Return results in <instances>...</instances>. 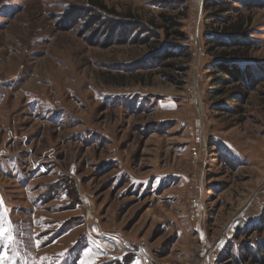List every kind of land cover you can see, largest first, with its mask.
Here are the masks:
<instances>
[{
    "label": "rangeland",
    "instance_id": "1",
    "mask_svg": "<svg viewBox=\"0 0 264 264\" xmlns=\"http://www.w3.org/2000/svg\"><path fill=\"white\" fill-rule=\"evenodd\" d=\"M240 1L0 0V264H189L200 239L233 264L264 240L236 230L264 214V0ZM226 4L231 22L210 18ZM238 25L246 46L213 45ZM231 50L249 75L221 83Z\"/></svg>",
    "mask_w": 264,
    "mask_h": 264
},
{
    "label": "trees",
    "instance_id": "2",
    "mask_svg": "<svg viewBox=\"0 0 264 264\" xmlns=\"http://www.w3.org/2000/svg\"><path fill=\"white\" fill-rule=\"evenodd\" d=\"M234 3H239V4H243L240 0H233ZM229 5V4H226ZM206 6V4H205ZM240 10L237 8H234L232 6H227L224 8L219 7V9L216 11V14L212 15L210 18L211 19H216L221 23H229L231 22V18L233 13H238ZM223 34L220 37H215L213 42V45L219 46L221 45V43H225L224 46L228 47V48H238V46H246L243 45L244 42H246L247 37L249 36L246 33V30L242 29L241 25H238L236 27L235 30L233 31H229V32H224L221 33ZM226 35V36H224ZM208 38V37H207ZM210 40V39H209ZM167 50V48L165 46H161V52L165 53V51ZM175 50H177L178 52H186L187 48H181V47H176L175 46ZM236 51V50H235ZM235 51H228V52H222L220 55H218L217 57H215V60L212 62L211 64V69L213 70V72L219 74L221 77L218 79L221 83H229V82H237L240 83V81H242V76H246L249 75L246 72V67L249 65L248 63L245 62V60H243L242 56L240 57H236L235 56ZM170 53V52H168ZM182 54V53H181ZM180 54V55H181ZM170 55V54H168ZM169 57V56H168ZM164 68H168L171 67L170 64H165L163 66ZM249 67V66H248ZM253 83H252V87H253ZM121 97H117V98H107L104 102L106 105L108 106H130L133 107V105L135 106L134 102L137 103L135 100L134 101H127V100H119ZM243 98V97H242ZM132 109V108H131ZM224 158L228 161H232L234 163H237V160H234L233 158L229 157V156H224ZM5 164H2L3 169L8 172L11 173L12 175H14V178L16 181L23 183V175L20 171V169L16 163L15 160H8L7 162H2ZM5 172V173H6ZM0 207L2 209L5 208L2 207V205H0ZM11 211V209H9ZM3 228H5V224H2ZM7 229L5 230V234L11 237V240H14V231L12 230V227L10 225V223L7 222ZM237 230V235H240L241 233H244V235H246L247 233H251L254 231H257L258 233H264V214L262 216V218L259 220V222H255L250 224L249 226H246L245 228H242L240 226V228L236 229ZM9 231V232H8ZM241 236V235H240ZM235 237V236H234ZM237 237V236H236ZM3 239H0V244L2 243ZM245 244L243 246H239L238 250V254L232 256L233 257V264H246V263H251V264H264V240L260 239V240H255L253 242H244ZM229 243H227L222 252H220L221 254H223L228 248H229ZM220 254V255H221ZM3 255V252L1 253V249H0V257ZM11 261H15V259L11 260ZM113 261H109L105 264H112ZM115 262V261H114ZM113 262V264H114ZM15 264V263H14Z\"/></svg>",
    "mask_w": 264,
    "mask_h": 264
},
{
    "label": "built area",
    "instance_id": "3",
    "mask_svg": "<svg viewBox=\"0 0 264 264\" xmlns=\"http://www.w3.org/2000/svg\"><path fill=\"white\" fill-rule=\"evenodd\" d=\"M191 134H192L191 137H193V138L195 137L196 141H200V139L202 138L201 133L198 131H196L195 134L193 132ZM192 207H193V210H192L193 218L194 219L200 218L201 213H202V205H201L199 198L195 197L193 199ZM197 227L199 229V224L197 225ZM196 230H197V228H196ZM90 232H93L94 234H96V236L90 235L89 234ZM86 233L89 236V242L96 244L99 248H101L102 250H105L106 253H107V251H108V253H112L115 251L124 250V247L117 249L116 246H112L114 243L116 245H120V246H121V244L116 239L109 237V236H105L101 232L95 233L94 231L87 230ZM218 241H219V239L217 241L212 242V243H206V242L202 241V239H200V245L198 246L199 247L198 248L199 254L194 253L193 259H191L189 264H214V261H213L214 259L212 257L213 254H212L211 250H213L216 247V245H218ZM124 252H126V250ZM136 255L140 259L141 262L143 261L142 263L144 264L145 263L144 262L145 257L143 256V254L140 252V253H137Z\"/></svg>",
    "mask_w": 264,
    "mask_h": 264
},
{
    "label": "snow or ice",
    "instance_id": "4",
    "mask_svg": "<svg viewBox=\"0 0 264 264\" xmlns=\"http://www.w3.org/2000/svg\"><path fill=\"white\" fill-rule=\"evenodd\" d=\"M0 205H2V201H0ZM2 219H3V217L0 216V220H2ZM0 239H11L10 236H8V235L5 234L2 225H0ZM2 260H3V257H0V261H2Z\"/></svg>",
    "mask_w": 264,
    "mask_h": 264
},
{
    "label": "bare ground",
    "instance_id": "5",
    "mask_svg": "<svg viewBox=\"0 0 264 264\" xmlns=\"http://www.w3.org/2000/svg\"><path fill=\"white\" fill-rule=\"evenodd\" d=\"M200 3H201V0H198V4L200 5ZM246 209V207L244 206V208L240 211V212H238V214H242V212L244 211ZM87 230H90V229H88V228H86ZM226 233V232H225ZM90 235H92V236H96V234H94L93 232H90L89 233ZM112 246H116L117 247V249H120L121 247H123L122 245L120 246V245H116L115 243L112 245ZM218 251V245H217V250H213V255L215 254V252H217Z\"/></svg>",
    "mask_w": 264,
    "mask_h": 264
},
{
    "label": "crops",
    "instance_id": "6",
    "mask_svg": "<svg viewBox=\"0 0 264 264\" xmlns=\"http://www.w3.org/2000/svg\"><path fill=\"white\" fill-rule=\"evenodd\" d=\"M223 156H228V155H226V154H224ZM230 157V156H229ZM233 158V157H232ZM252 223H254V222H251L250 224H252ZM222 248V247H221ZM222 249H220V251H221Z\"/></svg>",
    "mask_w": 264,
    "mask_h": 264
}]
</instances>
